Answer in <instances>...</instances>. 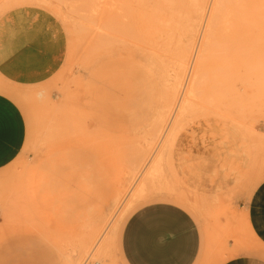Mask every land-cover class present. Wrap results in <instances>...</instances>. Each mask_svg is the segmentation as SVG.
<instances>
[{"label": "rangeland", "instance_id": "374dc122", "mask_svg": "<svg viewBox=\"0 0 264 264\" xmlns=\"http://www.w3.org/2000/svg\"><path fill=\"white\" fill-rule=\"evenodd\" d=\"M147 1L0 0V96L14 104L23 124L20 146L0 164V264H32L30 254L16 255L21 240L42 236L48 244L56 229H65L60 218L68 193L56 180L61 176L57 165L67 158L71 164H64L65 178L84 181L83 188L81 181L71 188H82L92 202V219L100 211L107 217L100 229L105 228L107 256L85 255L80 264H123L119 238L124 222L151 202L177 204L161 194L193 205L177 204L192 215L200 232L193 264H264V242L250 222L254 196L264 182V35L247 41L232 57L215 46L199 104L181 119L149 199L124 214L126 190L109 210V201L100 200V189L117 179L119 166L124 165L122 172L131 149L141 144L137 131L143 124L127 106H80V88L87 81L82 65L105 24L119 29L127 51L146 44L147 33L136 25L146 21ZM101 15L109 21L102 23ZM120 44L109 42L101 49L113 54ZM124 58L129 71L130 57ZM238 81L240 105L234 90ZM94 82L88 78V89Z\"/></svg>", "mask_w": 264, "mask_h": 264}, {"label": "bare ground", "instance_id": "6f19581e", "mask_svg": "<svg viewBox=\"0 0 264 264\" xmlns=\"http://www.w3.org/2000/svg\"><path fill=\"white\" fill-rule=\"evenodd\" d=\"M147 3L146 21L136 25V29L147 33V43L127 51L119 38V29L105 24L103 19L106 23L109 19L101 15L105 26L101 25L91 58H86L81 71L87 81L90 78L97 82L88 89L87 81L84 83L81 77L80 106L89 109L127 106L143 124L139 131L136 129L142 137L141 144L131 149L122 172L124 165L119 166L117 179L100 189V196L103 195L100 200L109 201L108 210L116 206L126 190L121 214L151 196L150 186L161 177L163 161L170 153L181 119L199 104L198 95L209 77L207 62L215 46L232 57L247 41L256 42L264 35V0H148ZM117 41L122 43L121 49L113 54L101 49ZM109 54L110 60L104 62ZM126 54L131 60L129 71ZM236 74H241L239 69ZM234 90L240 105V81ZM72 94L70 91L71 105ZM220 101L225 107V101ZM64 164L69 167L70 158L57 165L61 176L56 181L68 193V203H64L60 218L65 231L56 229L48 244L42 236L22 239V248L16 255L30 254L32 264H80L85 255L84 258L108 254L105 228L100 230L106 214L100 211L97 219H92V202L81 191L84 181L66 179ZM77 182L82 186L80 192L71 188ZM161 199H171L193 209L191 201L183 197L161 194ZM61 231L67 234L61 236ZM1 263L9 264L6 260Z\"/></svg>", "mask_w": 264, "mask_h": 264}, {"label": "crops", "instance_id": "0c3cea01", "mask_svg": "<svg viewBox=\"0 0 264 264\" xmlns=\"http://www.w3.org/2000/svg\"><path fill=\"white\" fill-rule=\"evenodd\" d=\"M22 137L18 110L10 100L0 96V164L13 155ZM250 222L264 242V182L254 196ZM199 249L200 232L194 218L172 202H151L137 208L120 232L123 264H193Z\"/></svg>", "mask_w": 264, "mask_h": 264}, {"label": "built area", "instance_id": "2783aa9c", "mask_svg": "<svg viewBox=\"0 0 264 264\" xmlns=\"http://www.w3.org/2000/svg\"><path fill=\"white\" fill-rule=\"evenodd\" d=\"M93 264H97V263H93Z\"/></svg>", "mask_w": 264, "mask_h": 264}]
</instances>
